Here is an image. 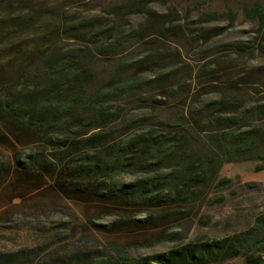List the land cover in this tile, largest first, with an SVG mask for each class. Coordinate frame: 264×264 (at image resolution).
<instances>
[{
	"label": "trees",
	"instance_id": "1",
	"mask_svg": "<svg viewBox=\"0 0 264 264\" xmlns=\"http://www.w3.org/2000/svg\"><path fill=\"white\" fill-rule=\"evenodd\" d=\"M152 2L128 0L126 16L144 18L132 31L105 27L90 18L65 27L67 39L87 46L77 50L48 49L41 39L29 45L20 40L27 29L33 28L29 36L35 39L44 37V29L13 20L8 11L2 15L0 144L1 138H8L13 158L9 162L0 155V181L15 173L30 190L53 183L49 187L66 200L92 196L117 209L147 212L146 221L155 224L160 211L178 218L193 203L223 202L224 197L212 191L230 182L219 177L225 164L249 161L264 170V105L212 99L207 110H199V119L193 118L192 110L182 111L183 121L160 119L169 107L155 96L163 75L145 78L143 74L156 69H141L161 59L132 53L148 38L175 42L187 35L174 24L173 14L153 10ZM112 11L122 16L120 8ZM248 12L259 20L264 42V9ZM222 18L206 13L192 24ZM201 32L203 38H213L225 28ZM101 66H112L110 79L95 89ZM133 107L148 111L135 116ZM123 176L135 179L121 183ZM178 235L167 234L166 240L177 243L170 251L142 258L116 246V254L89 251L64 256L37 246H0V264H222L237 259L264 264V212L245 230L224 238L178 240Z\"/></svg>",
	"mask_w": 264,
	"mask_h": 264
},
{
	"label": "rangeland",
	"instance_id": "2",
	"mask_svg": "<svg viewBox=\"0 0 264 264\" xmlns=\"http://www.w3.org/2000/svg\"><path fill=\"white\" fill-rule=\"evenodd\" d=\"M127 3L128 0H0V23L8 11L13 20L44 29L43 38L29 36L33 28H28L20 40H28L31 45L41 39L48 49L77 50L86 44L67 39L63 30L84 19H94L105 27L120 26L125 31L137 28L144 18L126 16ZM150 7L159 13L173 14L174 24L180 25L187 35L175 42L148 38L131 52L139 58L156 55L161 59L158 64L141 69H156L143 74L145 78L163 75L162 87L155 96L169 103V107L160 114L161 120L183 121L184 110H192L193 118L199 119V110L206 109L212 99L247 107L264 105L262 30L259 20L248 12L254 8L263 10L264 0H154ZM117 8L122 16L113 14ZM206 13L222 14L223 18L209 24H192ZM215 27H223L225 32L203 38L201 29ZM111 68L98 67L95 89L110 79ZM134 108L135 116L148 111ZM7 139L1 138L0 155L12 162L13 144ZM219 177L230 179L228 185L215 186L212 191L213 195H222L223 202L193 203L178 218L160 211L158 221L149 224V213L139 209H117L115 205L96 202L92 196L71 202L49 187L53 183L48 182L41 190H30L21 177L9 173L0 181V246H37L63 256L89 251L116 254V246L134 258H142L173 249L177 243L166 240L167 234L178 233V240L224 238L245 230L264 212V170H257L255 162H232L223 166ZM134 179L123 176L119 181ZM222 264L245 263L237 259Z\"/></svg>",
	"mask_w": 264,
	"mask_h": 264
}]
</instances>
